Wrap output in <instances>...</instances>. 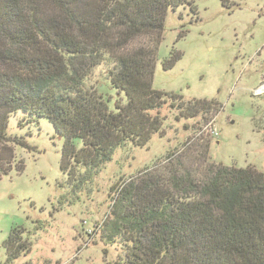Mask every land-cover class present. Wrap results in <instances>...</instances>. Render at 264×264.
<instances>
[{
	"label": "trees",
	"instance_id": "16d2710c",
	"mask_svg": "<svg viewBox=\"0 0 264 264\" xmlns=\"http://www.w3.org/2000/svg\"><path fill=\"white\" fill-rule=\"evenodd\" d=\"M187 4L0 0V178L10 170L3 161L9 166L13 160L7 144L25 145L7 133L17 112L24 115L19 128L37 126L43 118L64 140L61 204L77 200L119 149L143 148L159 134L161 120L151 114L166 98L181 96L153 88L157 53L168 10ZM181 57L173 49L162 68L172 69ZM98 68L117 99L88 86ZM171 107L184 119L216 110L215 102L204 100ZM202 146L205 157L208 145ZM168 161L167 178L148 173L118 193L101 230L106 247H121L118 263L264 264V173L212 164L196 170ZM16 169L21 172L23 165ZM40 229L37 222L33 232ZM30 235L24 228L10 230L4 264L30 253Z\"/></svg>",
	"mask_w": 264,
	"mask_h": 264
},
{
	"label": "rangeland",
	"instance_id": "374dc122",
	"mask_svg": "<svg viewBox=\"0 0 264 264\" xmlns=\"http://www.w3.org/2000/svg\"><path fill=\"white\" fill-rule=\"evenodd\" d=\"M187 1L166 14L153 78L155 90L181 100L166 98V105L151 114L161 120L160 133L143 148L119 149L77 200H60L66 189L59 185L67 180L60 170L63 138L46 119L21 129L18 120L24 115L10 116L8 136L25 145L8 143L13 160L9 166L3 161L10 170L0 178V264L14 227L31 232V251L12 264H119L123 252L119 245H104L103 224L123 185L148 173L167 178L170 157L196 170L212 164L264 173V90L258 92L264 87V0ZM173 49L182 57L164 70L162 62ZM87 83L117 99L103 68ZM195 100L213 101L216 110L184 119L171 107ZM212 119L219 136H197ZM205 144L208 152L202 157L199 146ZM37 222L43 229L33 232Z\"/></svg>",
	"mask_w": 264,
	"mask_h": 264
},
{
	"label": "built area",
	"instance_id": "2783aa9c",
	"mask_svg": "<svg viewBox=\"0 0 264 264\" xmlns=\"http://www.w3.org/2000/svg\"><path fill=\"white\" fill-rule=\"evenodd\" d=\"M197 136H203L207 138H217L219 136V132L216 128L214 120H210L208 124L204 125L198 132Z\"/></svg>",
	"mask_w": 264,
	"mask_h": 264
},
{
	"label": "bare ground",
	"instance_id": "6f19581e",
	"mask_svg": "<svg viewBox=\"0 0 264 264\" xmlns=\"http://www.w3.org/2000/svg\"><path fill=\"white\" fill-rule=\"evenodd\" d=\"M264 90V87L263 88H261L260 90H258V92H262Z\"/></svg>",
	"mask_w": 264,
	"mask_h": 264
}]
</instances>
